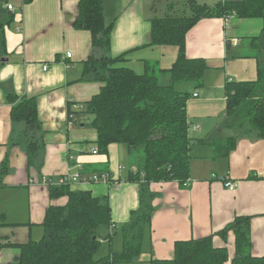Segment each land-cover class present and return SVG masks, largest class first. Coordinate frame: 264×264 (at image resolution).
<instances>
[{"label": "crops", "instance_id": "obj_1", "mask_svg": "<svg viewBox=\"0 0 264 264\" xmlns=\"http://www.w3.org/2000/svg\"><path fill=\"white\" fill-rule=\"evenodd\" d=\"M79 1L0 0V19L14 16L5 27V49L0 45L2 244L41 240L47 208L67 202V197L50 198L43 176L59 184L62 176L79 173L81 180L70 183L71 189L108 196L114 226L102 229V235L115 227L119 229L139 207L140 183L128 181L127 177L130 171L137 170L141 150L129 151L124 144L111 143L108 153H101L98 131L91 125L94 114L85 110V103L100 91L102 83L82 79L93 48L90 31L75 25ZM181 1L105 0L106 23H114L110 55L127 52L126 66L138 74L156 75L163 85L170 84L166 70L175 62L178 47L151 45V22L155 17L182 12ZM196 1L215 4L221 0ZM9 4L14 6L13 11L8 10ZM263 28L264 20L258 17H215L201 19L187 33V56L203 58L209 66L200 88L195 89L192 82L179 86L191 92L187 102L190 135L195 141L191 176L186 185L178 181L151 183L157 196L143 253L132 262L119 264L169 259L177 241L209 235H214L215 246H227L232 256L234 234L230 232L224 241L216 233L242 215L252 217V254L264 255V139L246 134L226 111L227 82L258 78L263 55L261 45L252 38L261 36ZM8 93L36 99L42 124L40 137L45 145L40 169L28 165L26 124L12 120ZM69 103L72 110L81 111L73 115L71 122ZM235 135L236 147L222 155L219 145L225 147L228 138ZM206 138L207 142L197 143ZM96 174H108L109 180L94 181ZM228 179L237 182L236 189L225 186ZM111 245L117 251L121 249L119 233ZM103 246L108 247L102 255L105 256L110 250L109 241L105 240ZM19 254L20 250L13 246L0 248V264H17Z\"/></svg>", "mask_w": 264, "mask_h": 264}, {"label": "trees", "instance_id": "obj_2", "mask_svg": "<svg viewBox=\"0 0 264 264\" xmlns=\"http://www.w3.org/2000/svg\"><path fill=\"white\" fill-rule=\"evenodd\" d=\"M182 12L155 17L151 22V45H175L178 54L166 71L171 83L163 85L156 75L138 74L126 66L127 52L110 55L111 33L114 23H106L105 0H80L76 27L90 31L93 53L84 64L82 79L102 83L100 91L85 103L86 112L94 114L91 125L98 131L97 145L101 153H108L111 143L124 144L129 151L140 149L137 170L130 171L127 180L140 183L139 207L131 212L129 221L114 228L108 196H94L91 191L73 190L69 184L49 183L52 200L67 197L64 205L51 204L43 222L44 236L27 243H0V248L13 246L20 250L17 264H119L129 263L143 253L147 227L152 223L157 194L151 183L178 181L186 185L191 176V150L195 141L190 135L187 102L189 90L181 84L203 85L209 68L203 58H189L186 49L187 33L204 18L237 16L262 18L264 0H221L215 4L196 0L180 2ZM14 20L13 15L0 19V45L5 49V27ZM264 28L261 36L252 38L261 45L262 60L258 65V78L253 81H228L227 116L235 119L239 127L251 137L264 139ZM101 54H96V52ZM13 121L26 124L27 158L29 166L41 168L44 142L40 134L36 99L8 93ZM69 121L81 111L68 104ZM238 136L229 137L219 152L228 155L235 147ZM209 140V139H208ZM207 142L200 139L197 143ZM112 183V182H111ZM251 216H237L216 233L224 241L229 233L235 236V252L231 256L227 246L217 247L214 235L179 240L174 255L169 259H151L150 264H264V255L254 256L251 240ZM122 235V247L113 249L111 241ZM109 241L107 255L97 257L104 241Z\"/></svg>", "mask_w": 264, "mask_h": 264}, {"label": "built area", "instance_id": "obj_3", "mask_svg": "<svg viewBox=\"0 0 264 264\" xmlns=\"http://www.w3.org/2000/svg\"><path fill=\"white\" fill-rule=\"evenodd\" d=\"M8 10H10V11H13L14 10V6L12 5V4H9L8 5ZM68 56H71V54L69 53L68 54ZM48 66H44V68L46 69ZM197 94H195V96H196ZM97 152V150H94V153H96ZM100 179H102V180H104V181H108L109 180V176H108V174H106V175H94L93 176V180L94 181H98V180H100ZM81 180V176H80V174L79 173H75V174H66L65 176H62V179H61V181H60V183L59 184H69V183H72V182H77V181H80ZM42 181L44 182V183H46V184H48L49 185V180H47L44 176L42 177ZM117 185V184H116ZM225 186L228 188V189H230V190H234V189H236V187H237V182H234V181H232V180H230V179H228V180H225ZM0 263H1V261H0Z\"/></svg>", "mask_w": 264, "mask_h": 264}, {"label": "rangeland", "instance_id": "obj_4", "mask_svg": "<svg viewBox=\"0 0 264 264\" xmlns=\"http://www.w3.org/2000/svg\"><path fill=\"white\" fill-rule=\"evenodd\" d=\"M99 55L101 54V52L99 51L98 52ZM124 146V145H123ZM98 152V151H97ZM74 174V173H73ZM119 237L122 239V235L121 233L119 232ZM106 248H108L107 246H103V248L100 249L99 253L97 254V257H101L102 255H104V253H106Z\"/></svg>", "mask_w": 264, "mask_h": 264}]
</instances>
